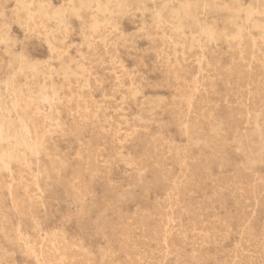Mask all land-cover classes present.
<instances>
[{
    "label": "rangeland",
    "instance_id": "374dc122",
    "mask_svg": "<svg viewBox=\"0 0 264 264\" xmlns=\"http://www.w3.org/2000/svg\"><path fill=\"white\" fill-rule=\"evenodd\" d=\"M19 1L0 128L36 145L0 163V264H264V0Z\"/></svg>",
    "mask_w": 264,
    "mask_h": 264
},
{
    "label": "bare ground",
    "instance_id": "6f19581e",
    "mask_svg": "<svg viewBox=\"0 0 264 264\" xmlns=\"http://www.w3.org/2000/svg\"><path fill=\"white\" fill-rule=\"evenodd\" d=\"M20 3L24 5H29L32 4V0H28L24 2V0H20ZM255 2V1H254ZM259 2V1H258ZM261 3V2H260ZM260 5V4H259ZM263 6V5H262ZM96 7L99 9L101 8L100 5L96 4ZM114 7V6H113ZM112 8V7H110ZM53 10V15L57 16L59 24L62 23L67 26V21H66V15L65 11L59 10V9H52ZM261 10V9H260ZM258 13L256 11V8L251 6L249 9H247L246 12V19L247 22H250V17H252L253 14ZM50 15V14H49ZM160 14H158L159 16ZM30 19H34L33 14H29ZM36 19V18H35ZM39 19V16H38ZM56 19V20H57ZM194 19V18H193ZM27 20V19H26ZM47 20V19H46ZM53 20V19H52ZM104 22V21H103ZM38 23V22H37ZM36 24V23H35ZM259 24L258 22L255 23V25ZM37 25V24H36ZM28 27V25H27ZM63 28V27H61ZM87 36V35H86ZM84 37V36H83ZM0 44H5L7 48H9V38L7 35L2 34L0 32ZM48 44L50 46L51 51H54V43L52 41H48ZM204 56V55H203ZM56 57V56H55ZM54 58V57H53ZM28 68H35L36 65L29 63V61H22L19 66V70L22 71L24 69ZM200 83V82H199ZM3 95L0 93V111L2 112H11L12 108L17 106L19 101H20V95L16 93V96L11 104V106H7L6 104L2 103ZM44 103L47 102V97H43ZM194 101V100H193ZM192 101V102H193ZM190 108V107H189ZM36 143L34 142L33 138L30 136V130L28 125L25 124L24 120L20 119L18 123H15L11 119L7 120V117H4V120L1 124L0 128V163L2 166L5 168L9 169V164L10 162L14 160H21L20 155L18 153V148L19 147H24L28 151H31L34 149ZM186 162V161H185ZM95 166V165H94ZM93 168V167H92ZM93 171V170H92ZM14 174V172H13ZM174 182V181H173ZM177 189V188H176ZM253 190V189H252ZM39 192V191H38ZM255 192V191H254ZM150 220V219H149ZM144 223V222H142ZM246 223V222H245ZM168 224V223H167ZM223 225V224H222ZM163 226V225H162ZM133 228V227H132ZM162 228V227H161ZM130 231V230H129ZM195 231V230H194ZM198 231V230H197ZM184 232V231H183ZM201 232V231H200ZM135 233V232H134ZM153 233V232H152ZM175 233V232H174ZM225 233V232H224ZM183 234V233H182ZM133 235V234H132ZM145 235V234H144ZM152 235V234H151ZM264 235V234H263ZM46 236V235H45ZM60 236V235H59ZM128 236V235H127ZM164 236V235H162ZM181 236V235H180ZM179 236V239H180ZM49 237V236H48ZM61 237V236H60ZM165 237V236H164ZM182 237V236H181ZM62 238V237H61ZM150 238V237H149ZM167 238V237H166ZM183 238V237H182ZM27 239V238H26ZM47 239V238H46ZM170 239V238H169ZM34 240V239H33ZM125 240V239H124ZM133 241V240H132ZM159 241V240H157ZM206 241V240H205ZM41 242V241H40ZM160 242V241H159ZM141 243V242H140ZM47 244V243H46ZM50 244V243H49ZM132 244V243H131ZM130 244V245H131ZM75 245V244H74ZM129 245V244H128ZM69 246V245H68ZM186 246V245H185ZM37 247V246H36ZM122 247V246H121ZM161 247V246H160ZM40 248V247H39ZM61 248V247H60ZM59 249V248H58ZM111 249V248H110ZM169 249V248H168ZM29 250V249H28ZM42 250V249H41ZM57 250V249H56ZM71 250V249H70ZM140 250V249H139ZM44 251V250H43ZM61 251V250H59ZM81 251V250H80ZM133 251V250H132ZM240 251V250H239ZM34 252V251H33ZM36 252V251H35ZM128 252V251H127ZM173 252V251H172ZM29 253V252H27ZM32 253V251H31ZM45 253V252H44ZM62 253V252H61ZM58 254V253H57ZM76 254V253H75ZM37 255V254H36ZM44 255V254H43ZM48 255V254H47ZM55 255V254H54ZM168 255V254H167ZM35 256V254H34ZM58 257V256H57ZM60 257V256H59ZM80 257V256H79ZM112 257V256H111ZM128 257V256H127ZM137 257V256H136ZM39 258V257H38ZM37 258V259H38ZM110 258V257H109ZM139 258V257H138ZM48 259V258H47ZM61 259V258H60ZM85 259V258H83ZM151 259V258H150ZM138 260V259H137ZM145 260V259H144ZM49 261V260H48ZM53 261V260H52ZM87 261V260H86ZM85 261V262H86ZM133 261V260H132ZM146 262V261H145ZM47 263V262H46ZM45 263V264H46ZM83 264V263H82ZM129 264V263H128ZM136 264V263H133Z\"/></svg>",
    "mask_w": 264,
    "mask_h": 264
}]
</instances>
